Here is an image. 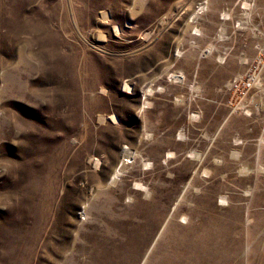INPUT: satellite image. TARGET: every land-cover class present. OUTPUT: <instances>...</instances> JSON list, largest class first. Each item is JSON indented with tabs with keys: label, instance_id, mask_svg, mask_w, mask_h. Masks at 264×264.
I'll list each match as a JSON object with an SVG mask.
<instances>
[{
	"label": "rangeland",
	"instance_id": "rangeland-1",
	"mask_svg": "<svg viewBox=\"0 0 264 264\" xmlns=\"http://www.w3.org/2000/svg\"><path fill=\"white\" fill-rule=\"evenodd\" d=\"M191 245L264 264V0H0V264Z\"/></svg>",
	"mask_w": 264,
	"mask_h": 264
},
{
	"label": "bare ground",
	"instance_id": "bare-ground-1",
	"mask_svg": "<svg viewBox=\"0 0 264 264\" xmlns=\"http://www.w3.org/2000/svg\"><path fill=\"white\" fill-rule=\"evenodd\" d=\"M116 172V171H115ZM118 173H119V171H118ZM116 175H117V173H115ZM116 177V176H115ZM118 177V176H117ZM84 211V210H83ZM186 223H188V220H187V222ZM209 223H211L210 221H209ZM208 223V224H209ZM171 224V223H170ZM169 224V225H170ZM177 224V223H176ZM206 224V223H205ZM207 224V225H208ZM214 224V223H213ZM174 225V224H173ZM213 226V225H212ZM211 226V227H212ZM215 226V225H214ZM171 228H172V226H170ZM174 227V226H173ZM186 227V231H187V237L185 238V240L189 243V244H195V238H194V231H193V229H192V227L190 226V225H187V226H185ZM176 228V227H175ZM174 228V229H175ZM208 228H209V226H208ZM168 229H169V227H168ZM184 229V228H183ZM170 230V229H169ZM171 231H173V230H171ZM170 231V232H171ZM174 232H175V230H174ZM165 233H167V231H165ZM164 234V233H163ZM170 233H167V235H169ZM171 235V234H170ZM164 238V237H163ZM165 239V238H164ZM162 241V240H161ZM161 241L159 242L160 244H161ZM167 241H168V239H167ZM158 243V244H159ZM165 243H166V241H165ZM168 243V242H167ZM157 244V243H156ZM157 244V245H158ZM170 244V246H169V248L172 246L171 245V243H169ZM173 244H175V243H173ZM162 245V244H161ZM197 245L200 247V248H202V247H204V246H202V244H200V243H197ZM167 246V245H166ZM239 246V245H238ZM156 247V246H155ZM163 247V246H162ZM157 248V247H156ZM155 248V249H156ZM158 248H159V246H158ZM197 247L195 246V245H191V247L190 248H184L183 246H180L179 248H177V249H175V250H173L172 252H171V254L172 253H174V255L172 256V255H170V254H168V255H170L171 257H168V256H165V259L163 258L164 256H162L161 258H163L166 262H167V264H170V262H172L173 264H193L194 263V261H195V252H196V249ZM161 250H163V249H160V251ZM166 250V249H165ZM178 250H180L181 251V253H178ZM154 251L155 250H153V253H154ZM159 251V253L161 254V255H163L164 253H163V251L162 252H160ZM167 251V250H166ZM165 252V251H164ZM152 253V254H153ZM169 253V252H168ZM155 254H156V252H155ZM154 254V255H155ZM159 254V255H160ZM167 254V253H166ZM165 255V254H164ZM157 256H158V254H157ZM153 257V256H152ZM206 257V256H205ZM153 258H156V257H153ZM157 259V258H156ZM156 259H154V261L156 260ZM159 259V258H158ZM157 259V260H158ZM205 260V259H204ZM153 261V262H154ZM157 262V261H156ZM156 262L155 263H152V264H156ZM164 261H162V263H163ZM123 263V262H122ZM137 264V263H136ZM158 264H160V263H158Z\"/></svg>",
	"mask_w": 264,
	"mask_h": 264
},
{
	"label": "built area",
	"instance_id": "built-area-1",
	"mask_svg": "<svg viewBox=\"0 0 264 264\" xmlns=\"http://www.w3.org/2000/svg\"><path fill=\"white\" fill-rule=\"evenodd\" d=\"M258 82H259V77L257 76V74H255L254 72H250L245 77L238 76L237 78L236 77L233 78L230 84L233 90L238 92L241 91L245 93L251 88L253 84H257Z\"/></svg>",
	"mask_w": 264,
	"mask_h": 264
}]
</instances>
